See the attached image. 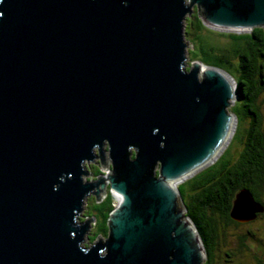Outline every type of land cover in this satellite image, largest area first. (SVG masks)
I'll list each match as a JSON object with an SVG mask.
<instances>
[{"label": "water", "instance_id": "obj_1", "mask_svg": "<svg viewBox=\"0 0 264 264\" xmlns=\"http://www.w3.org/2000/svg\"><path fill=\"white\" fill-rule=\"evenodd\" d=\"M193 7L211 30L264 29V0H0V264H204L177 186L223 153L237 94L186 64ZM108 192L89 243L78 216ZM263 211L241 189L229 218Z\"/></svg>", "mask_w": 264, "mask_h": 264}, {"label": "trees", "instance_id": "obj_2", "mask_svg": "<svg viewBox=\"0 0 264 264\" xmlns=\"http://www.w3.org/2000/svg\"><path fill=\"white\" fill-rule=\"evenodd\" d=\"M184 24V41L187 48L191 45L192 49L187 50L191 58L195 57L197 61L222 69L230 75V71L234 70L237 101L231 112L236 116L237 123H246L244 129L240 125L236 128L241 136L238 138L240 150L234 158L233 154L228 155L226 147L212 165L177 186L187 210L186 215L202 239L207 256L204 264H214V253L226 237L223 229L239 225L229 218L235 195L241 189H246L264 207V118L261 111V97H264V29L255 28L249 34L228 33L226 48L217 49L201 41L197 54L190 38L193 36L199 40L200 32L207 27L198 17L190 22L189 19L185 20ZM99 174L100 170L96 169L95 175ZM185 183H191V195L186 199L183 192ZM86 206L95 218L93 227L96 229L92 235H88V241L97 236L105 237L107 218L114 208L110 193L100 203L89 200ZM257 216H264V211ZM221 224L222 230L219 228ZM251 235L249 233V237ZM244 236L238 235L237 239L241 242Z\"/></svg>", "mask_w": 264, "mask_h": 264}, {"label": "rangeland", "instance_id": "obj_3", "mask_svg": "<svg viewBox=\"0 0 264 264\" xmlns=\"http://www.w3.org/2000/svg\"><path fill=\"white\" fill-rule=\"evenodd\" d=\"M198 15L197 13H192L190 16L186 18V20L189 19V22L191 20H195ZM199 18V17H198ZM200 19V18H199ZM185 27V24H183V28ZM228 33L219 32L215 30H211L208 28H204L200 32V39L197 40L193 36L190 38L191 43L194 45V53L198 54L199 51V45L202 41L204 45H210L214 46L215 48H226L229 42L228 37L226 36ZM191 48V45H188L187 50L189 51ZM186 53V64L190 63V60H198L197 58H191L189 52ZM234 60H232V63L234 64ZM231 75L233 78H235V72L234 70H231ZM262 105H261V111L264 118V97H261ZM236 103V102H235ZM233 103L228 108V111L231 112V109L236 106V104ZM241 127V129L246 127V123L242 121L241 123H237L235 126V132L236 134L235 138L233 139V135L230 138L227 149H228V155L232 156L233 158L236 156L237 152L240 150L239 145V137L241 136L240 130H236L237 126ZM233 139V141H232ZM230 145V146H229ZM229 146V147H228ZM225 147V148H226ZM185 182V181H184ZM191 183H185L183 185V192L185 199L190 197L191 195ZM87 214H90V211H88ZM95 227H92L90 230V235H92L95 232ZM249 233L253 234L251 237H249ZM226 237L222 240L223 243L218 245L216 252L214 253L215 256H217L218 262L222 263L223 259L232 260L234 264H260L257 259L264 262V216H260L256 220L245 223V224H239L236 226H228L225 230ZM238 235H245L244 239L240 242L237 239ZM98 237V236H97ZM96 237V238H97ZM95 238V239H96ZM94 239V240H95ZM94 240L89 242H94ZM86 243V241H85ZM242 243V245L240 244ZM241 245V246H240ZM242 248V249H241ZM241 249V250H240ZM230 254V258L225 257L223 254ZM218 256H221L219 258ZM213 262V260H212ZM211 262V263H212ZM216 263V258L214 260V264Z\"/></svg>", "mask_w": 264, "mask_h": 264}, {"label": "flooded vegetation", "instance_id": "obj_4", "mask_svg": "<svg viewBox=\"0 0 264 264\" xmlns=\"http://www.w3.org/2000/svg\"><path fill=\"white\" fill-rule=\"evenodd\" d=\"M192 13H197V11H196V8L195 7H193L192 8V10H191V14ZM190 14V15H191ZM94 165L95 166H87V170H88V176H87V180H89L90 178H95L96 176H98V175H95V170L96 169H98V170H100V168H101V166L99 165V163H98V159H94ZM91 200H93V199H91ZM89 202V200H86L85 202H84V205L82 206V210H81V213H80V215L78 216V221L79 222H81V221H89L91 218H93L94 216H92V215H90V214H87L88 213V207L86 206V204ZM257 218H259V216H256V218H255V220L257 219ZM254 221V220H253ZM233 222H235V221H233ZM252 222V221H251ZM235 223H237V222H235ZM248 223H250V222H248ZM237 224H245V223H237ZM219 228H221V230H222V224H221V226L219 227ZM92 229V227H90V230ZM223 230H226V229H223ZM242 249V248H241ZM240 249V250H241ZM217 250V249H216ZM216 252V251H215ZM225 257H229L230 258V254L228 255L227 253L225 254H223ZM207 257V256H206ZM219 258H221V256H218ZM215 258H216V264H234L233 263V261L232 260H227V259H223L222 260V263H219L218 262V259H217V256H215ZM257 261L260 263V264H264V262L263 261H261V260H259V259H257Z\"/></svg>", "mask_w": 264, "mask_h": 264}, {"label": "built area", "instance_id": "obj_5", "mask_svg": "<svg viewBox=\"0 0 264 264\" xmlns=\"http://www.w3.org/2000/svg\"><path fill=\"white\" fill-rule=\"evenodd\" d=\"M105 173H108V171L106 170V172ZM117 204H118V202L117 201H115L114 199H113V206L114 207H116L117 206ZM95 222V221H94ZM94 222L91 224V227H93V224H94Z\"/></svg>", "mask_w": 264, "mask_h": 264}]
</instances>
